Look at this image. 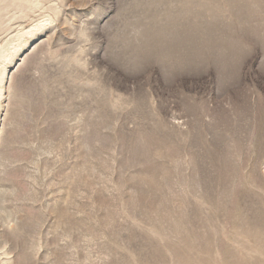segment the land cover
Returning <instances> with one entry per match:
<instances>
[{
  "label": "rangeland",
  "instance_id": "obj_1",
  "mask_svg": "<svg viewBox=\"0 0 264 264\" xmlns=\"http://www.w3.org/2000/svg\"><path fill=\"white\" fill-rule=\"evenodd\" d=\"M0 264H264V0H0Z\"/></svg>",
  "mask_w": 264,
  "mask_h": 264
}]
</instances>
